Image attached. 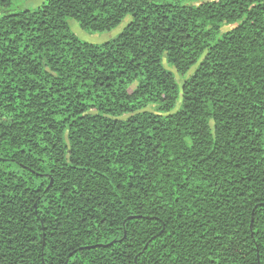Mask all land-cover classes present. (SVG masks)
<instances>
[{
  "label": "trees",
  "instance_id": "obj_1",
  "mask_svg": "<svg viewBox=\"0 0 264 264\" xmlns=\"http://www.w3.org/2000/svg\"><path fill=\"white\" fill-rule=\"evenodd\" d=\"M11 7L0 264H264V0Z\"/></svg>",
  "mask_w": 264,
  "mask_h": 264
},
{
  "label": "rangeland",
  "instance_id": "obj_2",
  "mask_svg": "<svg viewBox=\"0 0 264 264\" xmlns=\"http://www.w3.org/2000/svg\"><path fill=\"white\" fill-rule=\"evenodd\" d=\"M47 0H11L12 2V9H35L39 7L42 3L46 2ZM211 1V0H207ZM131 21V17L127 16L121 24L115 28L114 30L106 33H88L86 31H83L79 28L77 22L74 20L69 21V26L72 32L82 41L89 42V43H102L105 41H108L115 36H117L121 30L124 28L126 24H128ZM232 27H225L222 29L223 32L230 30ZM176 80L179 84L182 83V79L176 75Z\"/></svg>",
  "mask_w": 264,
  "mask_h": 264
},
{
  "label": "water",
  "instance_id": "obj_3",
  "mask_svg": "<svg viewBox=\"0 0 264 264\" xmlns=\"http://www.w3.org/2000/svg\"><path fill=\"white\" fill-rule=\"evenodd\" d=\"M252 222V221H251ZM250 229H251V226H250Z\"/></svg>",
  "mask_w": 264,
  "mask_h": 264
}]
</instances>
